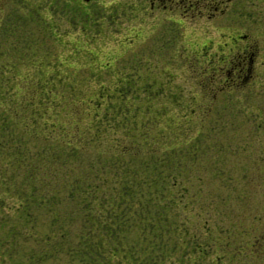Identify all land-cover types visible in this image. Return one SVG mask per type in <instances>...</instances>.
Instances as JSON below:
<instances>
[{
	"label": "rangeland",
	"instance_id": "1",
	"mask_svg": "<svg viewBox=\"0 0 264 264\" xmlns=\"http://www.w3.org/2000/svg\"><path fill=\"white\" fill-rule=\"evenodd\" d=\"M83 9L77 0H0V105L11 101L13 106L32 93L29 87L54 89L55 94L49 95L53 99L58 97L56 91H67L77 105L70 115L79 124L87 122L84 112L77 113L86 109L87 103L91 112L97 110L98 119L106 114L105 124L92 121L106 134L103 142L119 139L116 136L131 138L137 147L131 144L127 152L145 151L155 142L156 146L167 144L165 164L153 154L142 161L139 156H101L103 142L96 141L90 142L83 155L75 150L72 156L82 155V160L93 163L92 174L99 173L97 183H104L100 189L105 197L109 187L113 190L120 181H132L124 166L141 169L153 159L158 172L154 181L158 183L165 175L162 169L168 171L169 166L170 170L172 163L169 172L180 181L175 188L181 192L186 213L175 216L178 229L159 230L164 239L159 249L155 240L152 247H145L158 233L141 226L140 221L146 219L139 218L141 210H130V224L118 228L115 236L95 226L100 217L113 219L115 195L104 197L101 207L93 204L88 215L62 192H52L59 212L53 218L36 200L16 207L31 182L38 194L46 188L42 178L27 175L26 166H39V156L51 162L57 149L56 145L29 140L24 147L37 148L40 153L26 154L24 162L12 158V149L0 148V264H126L131 252L136 264H208L214 248L206 242L208 235L217 238L214 253L219 264H232L223 249L234 245V239L238 240L235 243L259 239L264 246V95L239 94L235 101L234 91L226 84L219 87L224 74L219 72L218 55L228 51L226 45L217 43L226 39L219 40L218 21L200 18L191 9L182 20L172 17L167 38L153 35L124 40L112 21L110 35L85 38L95 30L85 25L91 16L83 14ZM108 9L102 8L100 13L106 23ZM87 11L91 13L89 8ZM256 11L255 7L252 19L262 16ZM114 19L118 24L127 21L120 11ZM256 21L259 25L249 27L254 31L258 27L264 44V23ZM39 99H43L42 92ZM0 120L1 139L6 136L3 111ZM76 170L72 175L81 176L84 165ZM147 188L139 185L142 192ZM18 194L21 197L17 198ZM135 205L132 200V207ZM153 209L149 207L147 217ZM151 220L154 223L155 217ZM156 225L153 228L158 230ZM59 230L64 234L58 235ZM87 242L103 245L99 255L92 257L90 250L91 256L77 253L81 250L75 246ZM114 245L117 249L111 256L109 248ZM147 251L152 252V258L144 257ZM247 261L264 263L260 257Z\"/></svg>",
	"mask_w": 264,
	"mask_h": 264
},
{
	"label": "trees",
	"instance_id": "2",
	"mask_svg": "<svg viewBox=\"0 0 264 264\" xmlns=\"http://www.w3.org/2000/svg\"><path fill=\"white\" fill-rule=\"evenodd\" d=\"M29 89L32 93L30 95L20 97L19 100L15 101V104L13 106L11 105V101H5V104L3 103L4 107L0 105V112L2 114L3 111L4 119L6 120V128L2 127L4 128V130H6L3 132L6 136L1 137L0 148H10V150L12 149V158H17V160L20 159L23 162L27 158L26 154L40 153V151H38L39 149L37 148L36 150L31 151L27 146L24 147V145H26V141L31 140L37 142L36 144H48L53 145L54 147L56 145L57 149L56 152L51 155V162H49L45 157L39 156V158H42H38L39 164L41 163L39 166L37 163H35L34 165L26 166L27 175L31 179H34L36 177L42 178L43 183L46 184V188L43 193L38 194L36 193L35 182H31V184L28 185V189H24V195H21L24 199L19 200L16 204V207H19V205L23 204V202L26 205L27 202L30 204V202H35L36 200L40 207L49 210L53 218V216L59 214V212L55 208L56 204L53 201L54 198H52L53 193L61 194L62 192L64 193V197L74 199L78 208L80 210L83 209V211H85V213L88 215L86 211L93 208V204H100L101 207L103 198L105 197L104 195L101 196L102 193L100 189L102 186H104V183H97L99 173L96 172L92 174L93 163L89 160H82V155L86 153L90 142H103V137L104 135H106L104 132H101L100 129H98V131L97 128L92 124L93 120L98 119V112L96 110L97 108L95 106L94 110H96V112H91L89 110V104L87 103L86 109H78L77 113L81 114L82 112H84L88 118L87 122L82 125L79 124L78 121L76 122L75 118L73 119L70 115L71 112L77 108V105L75 107V102H71L69 92L68 94L67 91H56L58 97L53 99L49 98V95L55 94L54 89L52 90L51 88L44 87H39L38 89H36V87H29ZM41 92L43 93V99L38 100ZM17 93H19L18 89L16 90V94ZM98 121L105 124V122L107 121L106 114L103 117H100ZM116 137H118L119 139H106L105 142L101 143L103 146V148L100 149L101 153H99L101 154V156L111 153L112 155H117L118 157L139 156L142 161L144 156L153 154L159 160V162L165 164V159L163 157L164 154L167 153L165 149L167 144H164L163 146H156L155 142V145L148 144L146 147L147 150L145 151L136 149L135 151L127 152L126 147L131 148V144H134L137 147L135 142H132L131 138H128L126 140L121 136ZM75 150H77L76 152H82V155L73 157L72 155L74 154ZM60 151L62 152L60 153ZM158 155H160V157H158ZM7 161L9 160H6L3 163L6 164ZM46 161L48 162L45 163ZM154 162L155 160L153 161V159L152 163L144 162V166H142V168L140 167L141 169H137L133 166L132 168L124 166L126 168V171H128V175L132 176V181H130L129 179L120 181L116 185L115 189L110 190L109 187L108 194H106V197L109 199L114 195L116 196V198H113L116 199V202L113 206L115 208V211L111 213L113 221H105L103 219L104 217H100L96 219L95 226L103 227V230L106 234L110 233L115 236L118 228L121 229L122 227L130 224V210H141L139 218L143 216L146 217V219L143 218L141 221H139L141 222V226L143 225V227H147V230L143 228L142 231L146 230L147 232H150L154 230L158 233L153 234V238H151L152 240L147 239L150 241L145 242V247L155 240L157 242L154 241V245L161 249L164 239L159 233V230L168 231L169 229H178L177 226L180 227V223L179 219L175 216H177L178 214L184 215L186 213V210H184L185 208L181 203V192H179L177 188H175L177 183H179L180 181H175V177L174 175H172L173 173L169 172L172 168V163L169 162L170 170L169 166L168 171H164V169H162L165 175L163 176L162 174V177L160 176V182L155 183L154 180L155 178H157L156 176L158 172L156 171V165ZM82 165H84V172L82 174H79L81 176L75 177L74 175H72L74 171H77L76 169L80 168ZM89 172L90 174H88ZM140 173H142V175H139ZM51 183H53L55 186ZM59 183H62L61 187L58 186ZM157 184L159 188H157ZM139 185H146L148 188L147 190H144V192H142L139 189ZM157 192H159L160 194H158ZM133 194L134 197L132 196ZM21 196H19L18 194L17 198ZM125 196H127L128 198H125ZM123 200L130 201L123 202ZM132 200H135L138 205L132 207ZM51 201L53 203H51ZM109 206H111V204H109ZM149 207H152V209L154 208V212L149 214L147 217L146 214L149 211ZM8 208H10V206ZM105 210L107 211L106 208ZM26 213L30 215L29 211H27ZM99 215H101V213H99ZM152 217H155L154 223L151 220ZM185 219H187V217H185ZM185 219L180 218V222L184 223ZM90 224L91 222H89L88 224L89 227ZM237 224H241V222ZM155 225L157 226L158 230L153 228L155 227ZM88 230H90V228H88ZM57 232L58 235L64 234L63 230H59ZM206 238V242L211 243V245L213 244L214 247L212 250L213 257L207 263L219 264V256L214 253V249L217 246L214 242H216L217 238L215 239L212 235H208L206 236ZM80 239L84 241L86 240V237L81 236ZM258 240L254 241V243H249V241L243 243H235L238 240L236 241L234 239V245L226 247L223 250L230 263L233 262L232 264H247V260H249V258L255 259L257 257H260L264 260V246L262 244L263 241L261 242L260 240ZM102 246L103 245L101 243L91 244L87 242V244H77L75 247L77 251L81 250V252H77L80 255L85 254L91 256V252H93L92 257H94L95 255H99L100 252L98 249ZM149 246L152 247L153 245L150 244ZM127 247L132 248V246L130 245ZM109 249V254L111 256H114L115 252L112 251H115L117 247L114 245ZM198 251L201 252V249ZM152 252L147 251L144 257L152 258ZM256 252L257 254L255 256ZM134 259L135 254L131 252L129 253V257L126 259L125 263L136 264V261H134ZM143 261H145L144 258Z\"/></svg>",
	"mask_w": 264,
	"mask_h": 264
},
{
	"label": "flooded vegetation",
	"instance_id": "3",
	"mask_svg": "<svg viewBox=\"0 0 264 264\" xmlns=\"http://www.w3.org/2000/svg\"><path fill=\"white\" fill-rule=\"evenodd\" d=\"M84 7L83 14L91 16V21H85L95 30L85 38L110 35L111 21L119 26L122 39L129 40L139 37L157 36L167 38L170 22L173 16L183 19L191 9L205 19L218 21L220 47L226 45L228 53L218 55L219 72L224 74V81L234 91V100L239 94L264 95V44L261 43V34L254 31L249 25H259L257 19H264V0H77ZM112 1V2H111ZM118 5V7H117ZM257 8L256 16L252 19V12ZM88 8L90 14H88ZM102 8H109L106 12L107 23L100 17ZM229 9V10H228ZM120 11L127 21L115 23L114 17ZM240 15H239V13ZM95 16L98 18L95 19ZM132 22V23H130ZM246 27H239L238 23ZM113 27V25H112ZM116 29L115 27H113ZM223 54V55H222Z\"/></svg>",
	"mask_w": 264,
	"mask_h": 264
}]
</instances>
